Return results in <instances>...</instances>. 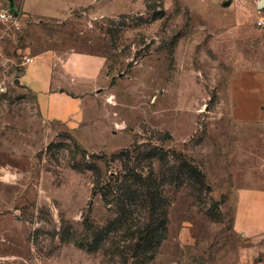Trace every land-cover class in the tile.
<instances>
[{
  "label": "rangeland",
  "instance_id": "obj_1",
  "mask_svg": "<svg viewBox=\"0 0 264 264\" xmlns=\"http://www.w3.org/2000/svg\"><path fill=\"white\" fill-rule=\"evenodd\" d=\"M260 1L15 0L20 27L0 22V264L246 262L233 199L264 183V105L237 121L231 90L264 72ZM42 59L65 75L95 62L70 123L15 85Z\"/></svg>",
  "mask_w": 264,
  "mask_h": 264
},
{
  "label": "crops",
  "instance_id": "obj_2",
  "mask_svg": "<svg viewBox=\"0 0 264 264\" xmlns=\"http://www.w3.org/2000/svg\"><path fill=\"white\" fill-rule=\"evenodd\" d=\"M33 68H27L24 79L28 88L36 95L38 107L47 120L70 123L79 117L83 100L80 95L89 93L82 85L93 84L88 74H97L91 63L83 62L82 70L54 72L47 60ZM74 60L75 64H79ZM81 64V62H80ZM92 71H95L92 73ZM231 94L235 102L234 110L240 112L236 118L240 122L261 121L264 105V72H244L232 84ZM232 224L234 230L245 240L246 262L244 264H264V183L237 189L233 199Z\"/></svg>",
  "mask_w": 264,
  "mask_h": 264
},
{
  "label": "built area",
  "instance_id": "obj_3",
  "mask_svg": "<svg viewBox=\"0 0 264 264\" xmlns=\"http://www.w3.org/2000/svg\"><path fill=\"white\" fill-rule=\"evenodd\" d=\"M0 22L4 25L11 26L14 28L20 27L21 16L18 11L11 10L10 7L6 9H0ZM264 21L259 22V26H263ZM28 63H31V60H27Z\"/></svg>",
  "mask_w": 264,
  "mask_h": 264
},
{
  "label": "water",
  "instance_id": "obj_4",
  "mask_svg": "<svg viewBox=\"0 0 264 264\" xmlns=\"http://www.w3.org/2000/svg\"><path fill=\"white\" fill-rule=\"evenodd\" d=\"M8 2H9L10 9L14 10L15 9V7H14L15 0H8ZM258 8L260 10H262L264 8V0L260 1L259 5H258ZM15 85L18 86V87H21V88H27L28 89V86L20 84V80H15Z\"/></svg>",
  "mask_w": 264,
  "mask_h": 264
}]
</instances>
